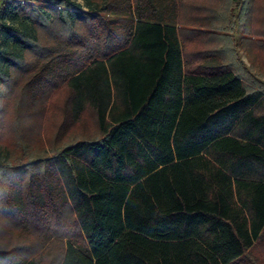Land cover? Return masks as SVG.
<instances>
[{
	"label": "trees",
	"instance_id": "1",
	"mask_svg": "<svg viewBox=\"0 0 264 264\" xmlns=\"http://www.w3.org/2000/svg\"><path fill=\"white\" fill-rule=\"evenodd\" d=\"M82 1L8 7L0 264H249L264 0Z\"/></svg>",
	"mask_w": 264,
	"mask_h": 264
},
{
	"label": "rangeland",
	"instance_id": "2",
	"mask_svg": "<svg viewBox=\"0 0 264 264\" xmlns=\"http://www.w3.org/2000/svg\"><path fill=\"white\" fill-rule=\"evenodd\" d=\"M74 1L76 4H79L80 6H83V1L82 0H71ZM2 3H6L5 6H3ZM9 5H11V0H0V48L2 49H7L9 51H15L16 48L18 47L16 45V43L13 41V39H9V41L7 42L6 38L7 36V32L4 29L3 25H6L7 27H10L12 29H17L19 31H23V30H28L29 29V25L27 22H25L24 20H14L12 18V15L10 13H8V7ZM262 5V4H261ZM83 10L86 11L85 8H83ZM233 12L235 13V11L233 10ZM242 31V26H239L237 31H236V35L237 37L240 36ZM239 54L241 55L243 61L245 62V57L242 51H239ZM3 60L0 59V67L3 66ZM261 83H264V78H260ZM90 118H88V120H86L84 122V126L86 128H92V124L91 121L89 120ZM48 135L51 138L50 140V145H54L55 142L53 141V126L51 125V129L48 130ZM251 255L248 256V260H249V264H264V234L261 235L260 240L257 242V244L255 245L254 249L251 251Z\"/></svg>",
	"mask_w": 264,
	"mask_h": 264
}]
</instances>
